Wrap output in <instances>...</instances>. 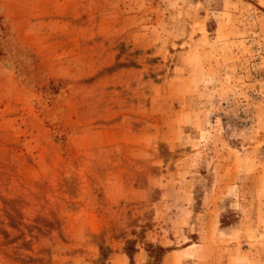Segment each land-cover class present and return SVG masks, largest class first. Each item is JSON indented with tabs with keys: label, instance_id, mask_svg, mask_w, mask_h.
Here are the masks:
<instances>
[{
	"label": "rangeland",
	"instance_id": "obj_1",
	"mask_svg": "<svg viewBox=\"0 0 264 264\" xmlns=\"http://www.w3.org/2000/svg\"><path fill=\"white\" fill-rule=\"evenodd\" d=\"M0 264H264V0H0Z\"/></svg>",
	"mask_w": 264,
	"mask_h": 264
},
{
	"label": "trees",
	"instance_id": "obj_2",
	"mask_svg": "<svg viewBox=\"0 0 264 264\" xmlns=\"http://www.w3.org/2000/svg\"><path fill=\"white\" fill-rule=\"evenodd\" d=\"M126 253L128 254L129 258L132 259V254L134 252V249H130L129 244L127 245L126 248ZM152 251L155 253V259H159V257L165 252L164 249L162 248H152ZM105 252H106V248L101 247V258H105ZM132 262V261H131Z\"/></svg>",
	"mask_w": 264,
	"mask_h": 264
}]
</instances>
